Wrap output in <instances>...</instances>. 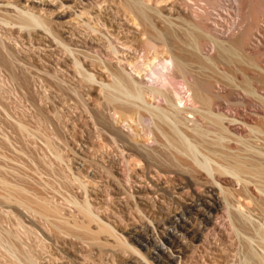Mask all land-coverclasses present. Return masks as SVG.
I'll return each mask as SVG.
<instances>
[{
	"label": "bare ground",
	"instance_id": "1",
	"mask_svg": "<svg viewBox=\"0 0 264 264\" xmlns=\"http://www.w3.org/2000/svg\"><path fill=\"white\" fill-rule=\"evenodd\" d=\"M60 3V7L72 8L78 20L76 25L62 23L63 33L50 21L16 4L0 8L3 33L0 34L6 36L0 35V67L9 70L12 82L21 79L23 83L12 55L14 50L7 42L14 39L25 42L26 36L34 34L41 40L36 50L44 47L43 54L50 58H43L42 64L30 60L34 65L29 69L34 68L33 74L44 80L48 76L46 81L50 82L52 75L56 77L54 68L60 62L58 65L66 71L74 66L75 74L71 72L70 76L74 77L71 78L79 92L86 91L88 95L92 85L97 86L101 102L92 116L94 120L91 119L98 127L95 133L100 144L111 150L115 147L118 151L115 153L119 154L112 155H118L117 158H109L105 153L107 159L103 161L101 155V163L86 160L89 155L84 151L80 159L86 164L84 169L92 170L93 174L92 179L86 174L85 177L94 181L96 187L94 184V190L92 187L89 190L83 182L84 171H77L83 180L74 176L78 177L74 179L80 193L76 191L74 198L70 196L72 200L67 199L72 201L78 218L68 220L48 201L30 198L32 194L28 196L23 188L22 191L1 180L8 193L0 198L7 203L17 198L18 205L30 208L55 228L74 234L75 238L83 235L96 247L109 246L120 253V259H127L123 254L129 252L150 264L96 213L95 202L102 200L107 190L120 197L131 191L133 183L148 185V177L155 182L164 178L186 186L200 185L205 197L224 205L231 225L244 234L246 256L242 264H264V0H60ZM116 10L139 31L142 39L138 43L117 46L120 24L113 16ZM24 32L28 33L25 39ZM33 39L27 41L34 44ZM29 53L36 56L34 50ZM60 53L65 56L61 55L64 61L58 57L60 60L53 63L51 57ZM102 55L108 59L103 60ZM91 64L101 66L107 80H99L88 69ZM53 69L55 74L51 75ZM25 77L29 83L30 78ZM77 89L73 95L78 94ZM160 159H165L166 164ZM108 164L114 171L107 168ZM112 171L129 182L127 190L125 182ZM110 173L113 176L109 177ZM134 193L147 203L145 185L134 189ZM146 203L141 201L133 208L142 213L140 206L152 209ZM190 206L198 211V200H192ZM161 210L166 213V209ZM102 234L112 242L100 240ZM29 256L25 257L27 264H37L36 256L35 259Z\"/></svg>",
	"mask_w": 264,
	"mask_h": 264
},
{
	"label": "rangeland",
	"instance_id": "2",
	"mask_svg": "<svg viewBox=\"0 0 264 264\" xmlns=\"http://www.w3.org/2000/svg\"><path fill=\"white\" fill-rule=\"evenodd\" d=\"M107 3L114 5L111 1ZM9 4H16L19 8L50 21L56 26V30L59 33H63L62 23L76 25L78 21L76 16L72 14L74 12L72 8L67 6L60 7V0H0V8L2 9ZM77 12H81V8H77ZM113 16L120 24L119 32L116 35L119 39H115L118 47L122 48V43L136 44L142 39L139 31L129 23L122 12L116 10ZM24 33L23 38L28 35L27 32ZM32 35L26 36V38H28V41L35 38V40L33 39L35 41L34 44H31L33 43L32 40L31 43L27 40L24 42L23 39H20L21 41L19 42L15 41L14 37H12L14 42L5 40L11 44L9 47H11L12 51L14 50L12 55L19 67L17 73L20 71L19 74L23 75L22 79L25 80L26 78V83H24V80L23 83H20L19 80L21 79L18 80L19 82L17 80L12 82L9 70L0 67V180L5 181L10 186L18 187L20 190L23 188L25 190L24 193L26 192L28 196L32 194L30 198L33 196L38 199L41 198L40 200L42 201H48L59 208L65 218L71 220L73 216L75 218L79 217H76L77 213L74 214L76 211L72 207V201H69L74 198L73 196L75 195L73 193L76 191V193H80L78 185L76 188L78 177H80L81 181L85 180L83 182L86 185L88 184L87 188L89 190H94L96 187L94 181L93 183L90 181L93 176L92 173L90 174L92 170L84 169L86 164L84 165L80 159L84 151H87V155L90 157L87 156L86 160L90 159L98 162L102 158L101 155L103 156L105 153V156H109V158L119 153H115L118 152L115 151V147L111 150L109 147L104 146L102 142L101 145L100 140L97 138L98 127H95L97 125L92 121L94 120L92 116H94L101 102L99 89L97 86L92 85L93 90L88 95L86 91L79 92L75 81H73L74 79H72L74 77L70 76L72 73L73 75L75 74L74 66H69L66 71L58 65L60 63L58 62L60 60L58 57L61 59L62 57L65 58L63 54L60 53V56L51 57L54 59L53 63L58 62L56 68L59 67L60 69L54 68L56 77L52 75L55 74L54 69V73L51 71L52 78L50 77V82L46 81L49 78L48 76H46L47 79L45 78V80L38 75L37 78L32 72L34 68L32 70L29 69L33 67L34 61L42 64L43 58H50L45 55L47 53L43 54L45 51L43 50L45 49L44 47L36 50V48H40L41 43L39 44V42L41 40L34 34ZM17 36L22 35L17 34ZM109 37L114 39V36H111L110 33ZM3 38H6V36ZM37 39L38 42H36ZM31 46H33L32 49ZM32 50H34L36 56L33 53H29ZM27 52L33 56L30 55L28 58ZM41 52L42 54H40ZM24 53H27L26 57ZM37 54L39 55L37 56ZM57 59L58 61H56ZM102 59L107 60L108 57L102 55ZM63 61L64 59L61 60V62ZM21 62L22 64H20ZM26 64L29 65L27 66ZM88 69L99 80H107L106 71L101 66L91 64ZM22 71L24 74H22ZM58 71L59 78L57 77ZM67 72H69V75ZM33 75L34 77H32ZM25 76L30 78L29 83L32 80L35 82L29 84L27 81L29 79ZM52 80L54 83H52ZM46 82L47 85L45 84ZM24 84L27 85L24 86ZM76 89L75 94L77 92L78 94L73 95ZM75 96L77 97L75 98ZM75 103H77V108ZM45 133L48 135L52 133L53 135L48 136ZM51 136H54V139ZM99 144L101 145V150H98ZM93 146H97L98 151L96 150L95 152V147L93 148ZM102 146L106 147L108 152ZM53 147H56L54 148L55 150ZM61 148L62 150L58 151ZM56 155L59 156V159L55 157ZM105 156H103L104 159L102 158L103 161L107 159ZM117 156H112V158H117ZM102 160L100 161L101 163ZM164 161L165 159H160L161 163H165ZM74 167L77 169H74ZM107 168L113 170L109 164ZM69 169L76 170V172L74 173ZM77 171L83 172L81 173L83 174L82 178L86 174L91 179L87 180L85 177L86 179L82 180ZM86 171L89 172V176ZM113 171L112 174L114 176H118L125 182V190H127L129 182H126L124 177ZM112 174L110 173L108 176L111 177L113 176ZM75 175H78V177H74ZM180 179L183 182L185 181L184 178ZM146 181L148 185L143 184L147 190L145 194L147 203L142 199H138L134 193V189H139V186L144 185L133 183L131 191L125 192L124 195L119 197L111 190H107L103 192L102 200H97V203L95 202L94 204L98 207L96 213L101 215L103 220L106 219L105 221L117 230L118 235L127 241L130 247L138 250L150 264H242L246 256L245 236L231 225L226 208L222 203H216L204 196V187L201 188L200 185L194 186V184L186 186L184 183L169 182L166 179L164 180V178L155 182L148 177ZM94 184L95 187L93 186ZM89 187L92 188L90 189ZM71 190L72 193H70ZM7 193L8 191L0 183V195ZM129 193L134 194V197L129 196ZM64 197L66 199L67 197L70 198L69 200L67 199L69 203ZM16 200L17 198H13L12 201L7 203L8 201L5 202L2 197L0 198V264H27L25 257L28 259L27 256L31 257L29 255H32L33 258L36 256V259H34L39 260L36 261L37 264H148L145 259L137 254L128 252L123 254L128 257L127 259H120V253L109 246L107 248L96 247L83 235H79L81 239L77 235H75V238L74 234L72 236V234H67L63 229L55 228L50 221L48 222L47 219H43L44 217L42 218L33 211L31 212L30 208L25 209L26 206L22 205V207L20 203L19 206ZM192 200H198V211L191 209ZM141 201L148 204L155 211L140 206L143 209V213L138 212L133 207H135L136 203H141ZM204 201H207L209 205ZM121 204L123 205L120 206ZM161 209H166V213H161ZM106 239L112 242L106 235L102 234L100 236V240L106 241ZM29 250L32 251L30 252Z\"/></svg>",
	"mask_w": 264,
	"mask_h": 264
}]
</instances>
